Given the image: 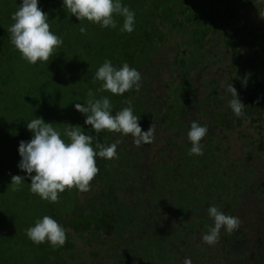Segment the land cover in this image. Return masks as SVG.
I'll return each instance as SVG.
<instances>
[{
    "label": "trees",
    "instance_id": "1",
    "mask_svg": "<svg viewBox=\"0 0 264 264\" xmlns=\"http://www.w3.org/2000/svg\"><path fill=\"white\" fill-rule=\"evenodd\" d=\"M121 2L135 13L131 33L120 31L122 17H115L116 28H101L87 20L79 21L64 7L63 0H38V6L48 15L50 30L60 37L62 44L49 61H37L33 65L12 45L8 32L14 23L11 16L22 0H0V264H101L96 262L98 256L114 264H156L157 259L165 257L163 242L149 230L140 233L139 238L129 233L138 218L144 219L147 215L124 198L123 186L134 179L137 171L131 164L140 156L135 157L134 151L128 150L123 134L107 130L95 133L92 126L84 123L86 114L75 109L77 103L86 105L88 99L107 96L113 115L130 106L133 114L140 117L141 126L146 119L158 117L166 129L177 124L178 132L186 133L170 159L176 164L174 172L182 171L185 177L175 184L171 202L166 201L167 207L174 204L171 223L180 233L176 237L187 238L193 224L200 222L183 205L193 207L192 193L198 187H210L214 192L218 187V182L216 187L215 183L201 182L199 174L204 171L205 177L212 171L216 177L224 164L218 160L212 139L200 141L202 155H190L192 144L187 133L192 119L184 123L177 122V118L184 111L192 115L194 108L201 113L200 108L206 106L210 109L201 113L206 120L201 126L212 131H232L241 130L245 124V129L253 127L259 134L264 133V33L251 27L244 16L249 10H255L259 0ZM81 27L86 29L84 34L80 32ZM175 39L179 44L170 58V66L177 70L178 81H172L169 96L163 98L164 104L160 102L161 105L151 107L144 103L147 97L142 89L148 83L146 65L154 53ZM105 60L117 68L128 63L137 69L141 74L139 90L134 87L123 95L100 91L102 82L95 79V73ZM191 71L209 73L193 90L192 84L186 81ZM229 84L236 88L238 98L246 106L242 117L235 116L228 107L232 98L226 90ZM164 87L168 89V83ZM89 90L93 97L88 96ZM129 100L130 105L126 103ZM37 117L53 123L66 142L64 130L70 125L80 128L94 137L92 146L97 152V143L109 146L117 139L121 141L117 158L96 157L100 171L90 182L88 192L66 189L59 194L58 203H51L30 191L31 179L18 167L21 160L18 148L20 141L32 138L27 123ZM246 136L250 138L247 133L241 134V138ZM253 144L258 151L264 150L262 137ZM179 166H183L181 171ZM12 175L25 177L18 191L12 190ZM160 178L166 181L163 173ZM96 186L99 189L95 191ZM161 187L155 184L152 201L167 191ZM79 194L84 204L77 200ZM131 198L141 200L136 191ZM45 215L67 230L63 246L53 247L47 241L37 245L27 237L25 230Z\"/></svg>",
    "mask_w": 264,
    "mask_h": 264
},
{
    "label": "rangeland",
    "instance_id": "2",
    "mask_svg": "<svg viewBox=\"0 0 264 264\" xmlns=\"http://www.w3.org/2000/svg\"><path fill=\"white\" fill-rule=\"evenodd\" d=\"M255 7V13L249 10L244 16L249 19L251 27L264 33V17L260 15V12L264 11V0H259ZM178 44V39L170 41L154 53L146 65L148 83L142 89L146 91L147 97L144 103L151 107L161 105L160 102L164 104L163 98L169 96V89L173 86L172 81H178L177 70H173L170 66V58L174 55ZM208 74L197 71L189 72L186 81L192 84L191 90L201 80H206ZM166 83H168V89L164 87ZM209 109L210 107L202 106L199 111L205 113ZM157 111H160V107ZM191 112L192 115L189 116L187 111H184L183 115L177 118V122L189 123L190 118L200 125L206 122L196 108ZM154 122L156 130L152 143L137 147L130 134L124 139L128 150L134 151L133 156H140L134 164H131L132 168H136L137 171L133 175L134 179L132 178L123 186L124 198L133 208L139 206L137 211H142L143 215L147 214L144 219L138 218L135 222L137 225L135 228L132 227L129 233L132 232L135 238H139L140 233L149 230L151 235L157 236L163 242L165 257L163 260L157 259L156 264H183L185 257L191 258L192 264H264V150L258 151L256 144H253L259 137L264 139V133L259 134L253 127L245 129V124L241 130L232 131L218 129L212 131L207 127L208 131L203 139H212V146L219 156L218 160L224 161V164L219 168V174L216 177L211 174L212 171L208 172L205 177L204 171L199 174V177H202L201 182L215 183V187L218 182V187L215 192L210 187H202V189L198 187V190L192 193L195 198L193 207L187 206L186 203L183 204L186 207L185 211H189L191 217L200 220L193 224L191 231L186 235L187 238H184V235L183 237L175 236L180 233L171 223L173 203L167 207L166 201L169 199L171 202L174 188H176L175 184L185 178L181 171L183 166H179L178 170L181 172L175 173L173 168L176 164L171 163L170 159L173 158L174 149L185 138L186 133L178 132L177 124L171 129H166L162 124V119L158 117L146 119L145 124L140 126L143 131H147ZM262 125L264 127V123ZM246 133L250 138L247 136L246 139L241 138V134L245 136ZM170 163L172 168H170ZM159 172L163 173L166 181L160 178ZM155 184L162 185L167 191L165 190L161 198L157 197L155 201L154 199L152 201L151 193L155 192L152 191ZM97 189L99 187H94L95 191ZM135 191L140 201H134L131 198ZM78 199L81 203V194L77 196ZM210 206L217 207L226 215L238 217L241 221L240 227L232 233H228L222 227L218 242L211 246L202 242V234L214 227L213 218L206 212ZM99 249L103 253V250ZM86 261L89 262V259ZM96 262L114 264L110 259L105 260L102 256H98Z\"/></svg>",
    "mask_w": 264,
    "mask_h": 264
},
{
    "label": "clouds",
    "instance_id": "3",
    "mask_svg": "<svg viewBox=\"0 0 264 264\" xmlns=\"http://www.w3.org/2000/svg\"><path fill=\"white\" fill-rule=\"evenodd\" d=\"M63 5L79 21L87 20L100 25L101 28H116L115 17L123 18L121 32L131 33L134 30L135 13L121 0H63ZM264 17V11L260 12ZM11 19L14 23L8 28L12 45L20 52L23 59L35 65L37 61L47 62L62 40L50 30L48 15L38 6V0H22L18 10ZM84 34L86 29L80 28ZM95 79L102 82L100 91H108L114 95H123L134 87L139 90L141 74L124 63L121 67H114L109 60H105L95 73ZM227 92L231 94L228 107L235 116L242 117L246 107L238 98V92L232 84L227 85ZM89 97L93 92L89 90ZM129 105L131 101H126ZM75 109L86 114L84 123L92 126L95 133L107 130L112 133L129 134L133 143L140 147L154 141L156 125H150L143 131L140 117L133 114L132 107H124L112 114V105L107 96L100 99H88L86 105L75 104ZM27 129L32 132L30 141H20L18 152L21 160L18 167L28 174L31 179L30 191L41 199L51 203L59 202V194L66 189L76 188L80 192L90 190V182L99 173L96 157L112 160L117 158V146L121 143L117 139L109 146L92 142L94 137L86 135L80 128L71 126L64 130L68 142L61 138V132L53 127V123H46L42 118L32 119L27 123ZM207 127L197 121L191 122L187 137L192 144L189 154L202 155L203 148L200 141L207 134ZM34 173V175H33ZM24 176L12 175L13 191H18ZM207 215L213 218L214 227L202 234V242L214 245L218 242L222 227L228 233L240 227L238 217L226 215L217 207L210 206ZM27 237L39 245L45 241L53 247L63 246L67 241L66 229L51 216L45 215L38 219L35 225L27 228ZM183 264H192L191 258L185 257Z\"/></svg>",
    "mask_w": 264,
    "mask_h": 264
},
{
    "label": "flooded vegetation",
    "instance_id": "4",
    "mask_svg": "<svg viewBox=\"0 0 264 264\" xmlns=\"http://www.w3.org/2000/svg\"><path fill=\"white\" fill-rule=\"evenodd\" d=\"M263 257H264V254H263Z\"/></svg>",
    "mask_w": 264,
    "mask_h": 264
}]
</instances>
